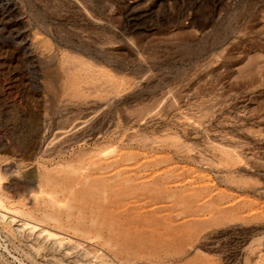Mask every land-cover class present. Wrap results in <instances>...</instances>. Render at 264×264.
<instances>
[{
  "label": "rangeland",
  "instance_id": "obj_1",
  "mask_svg": "<svg viewBox=\"0 0 264 264\" xmlns=\"http://www.w3.org/2000/svg\"><path fill=\"white\" fill-rule=\"evenodd\" d=\"M0 264H264V0H0Z\"/></svg>",
  "mask_w": 264,
  "mask_h": 264
}]
</instances>
